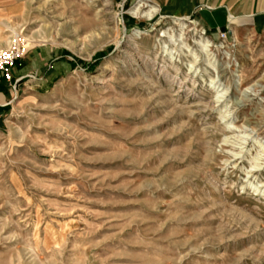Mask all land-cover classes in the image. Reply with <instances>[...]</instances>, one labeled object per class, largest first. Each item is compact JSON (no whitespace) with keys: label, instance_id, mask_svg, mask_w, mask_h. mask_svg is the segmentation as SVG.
<instances>
[{"label":"rangeland","instance_id":"1","mask_svg":"<svg viewBox=\"0 0 264 264\" xmlns=\"http://www.w3.org/2000/svg\"><path fill=\"white\" fill-rule=\"evenodd\" d=\"M152 2L0 0V264H264V24Z\"/></svg>","mask_w":264,"mask_h":264},{"label":"crops","instance_id":"2","mask_svg":"<svg viewBox=\"0 0 264 264\" xmlns=\"http://www.w3.org/2000/svg\"><path fill=\"white\" fill-rule=\"evenodd\" d=\"M188 16L193 17L208 31L225 30L230 34L229 32L240 27L264 24V0H193ZM49 58L43 53H36L30 62L35 65L34 68L30 67L33 70H24L25 67L13 70L12 79L15 81L25 77L34 79L35 77L30 74L38 73L41 75L38 78L39 83L45 84L53 73V69L47 65ZM4 99L0 94V107L5 105Z\"/></svg>","mask_w":264,"mask_h":264},{"label":"bare ground","instance_id":"3","mask_svg":"<svg viewBox=\"0 0 264 264\" xmlns=\"http://www.w3.org/2000/svg\"><path fill=\"white\" fill-rule=\"evenodd\" d=\"M139 2L140 4H138L136 9L132 12V15L136 18H145L147 20H150L159 12L158 6L149 4L152 2V0H139ZM144 8L146 9V11L144 13H141L140 10ZM175 22L178 23L180 30H183L186 27V24L181 22L179 19H177ZM196 43L199 45L200 49L204 50L205 52H208L207 50L212 47L211 41L207 38H203L202 36H199V39L196 40Z\"/></svg>","mask_w":264,"mask_h":264},{"label":"built area","instance_id":"4","mask_svg":"<svg viewBox=\"0 0 264 264\" xmlns=\"http://www.w3.org/2000/svg\"><path fill=\"white\" fill-rule=\"evenodd\" d=\"M228 33L219 32L217 34L218 38L221 40H225ZM23 55V50L21 51L17 47L10 48L8 50L0 51V76L7 83H9L11 79L10 70L14 66L15 62L21 58Z\"/></svg>","mask_w":264,"mask_h":264}]
</instances>
